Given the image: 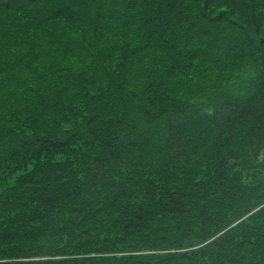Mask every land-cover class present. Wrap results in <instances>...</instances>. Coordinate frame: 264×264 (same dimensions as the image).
Instances as JSON below:
<instances>
[{"label":"trees","instance_id":"16d2710c","mask_svg":"<svg viewBox=\"0 0 264 264\" xmlns=\"http://www.w3.org/2000/svg\"><path fill=\"white\" fill-rule=\"evenodd\" d=\"M78 7L76 20L84 26L71 27L64 21L75 18ZM61 23L67 25L62 32ZM41 28L63 44L47 43V56L66 55L52 80L63 81L52 83L45 96L24 98L28 90L18 82L25 79L16 75L11 86L18 87L7 97L0 94V111L4 107L22 135L36 136V126L50 142L41 143L34 157L25 154L15 162L25 173L12 191H0V256L35 254L48 236L45 215L62 207L49 223H75L63 224L56 236L65 230L76 240L80 229L92 237L93 229L84 226L103 225L101 233L117 235L112 241L122 243L105 250L125 264L134 249L124 247L127 253L117 255L118 248L140 243L141 236H154L151 247L143 248L156 250L160 234L169 245L185 243L191 233L205 242L222 231L177 263L264 264V209L231 227L264 203V0H0V66L4 61L21 72L56 71L15 48L27 40L18 30L29 31L30 39ZM95 99L111 116L93 119ZM61 111L68 121L57 123L52 115ZM28 122L30 132L23 128ZM78 127L86 133L71 143L70 131ZM88 129L93 139L102 134L99 143L85 139ZM45 184L51 185L38 187ZM12 195L19 196L23 214ZM31 204L38 211H29ZM12 223L19 229L5 231ZM19 243L30 247L16 250ZM91 245L86 240L68 246L74 250L69 254ZM89 253L83 260L26 263L93 264L97 257Z\"/></svg>","mask_w":264,"mask_h":264},{"label":"rangeland","instance_id":"374dc122","mask_svg":"<svg viewBox=\"0 0 264 264\" xmlns=\"http://www.w3.org/2000/svg\"><path fill=\"white\" fill-rule=\"evenodd\" d=\"M97 6V5H96ZM80 8L78 7L77 9H75L74 13H75V18H73L71 20L68 19V17H66V23H68L71 27H79V26H84V24H80V22H78L76 20V18H78V16L80 15ZM73 13V14H74ZM83 17V16H82ZM66 23H61L62 29L59 30L60 32H62L64 29L67 28ZM60 26V25H59ZM59 26L53 27V28H58ZM43 29H45V27H42ZM38 29L37 34H35L34 36L37 37V39H44L46 41V44L43 45H37L36 47H38V50L36 49V55L32 58L33 61L32 62H40L42 61L54 66L56 68V71L49 73L50 68H48L47 71H43V72H39V73H33V72H21L20 70L16 71L15 69L16 66L12 65V64H6L4 61L2 62L1 66H0V73H4L3 75L0 74V94L4 95L7 97V95L13 91L15 89V87L18 86H11L15 83L14 78L17 75L23 77L25 80H22L20 83L21 85L24 84L23 89H27L28 91L22 95V97L26 98V96H28L29 98L34 96H41V95H47L49 93V91L52 89L50 86L52 85V83L54 82H58L61 83L63 80H56V81H52L54 80L56 77L59 76V74H61L60 69L63 68V58L66 55H60L58 58L56 57L55 54L50 53L49 56H47V50L50 48L51 46H54L55 43L58 46L63 47V44L61 41L56 42L53 39L54 34H51L50 31H43V29ZM102 32V31H101ZM112 34V33H117V31H110L108 34ZM118 35H113L110 36V39H114L115 37H117ZM47 43H50L47 44ZM40 46V48H39ZM64 47H65V43H64ZM70 47V45L68 46ZM3 48V47H2ZM52 52V51H51ZM63 53V50H62ZM17 54V53H16ZM13 56V55H11ZM30 57V56H29ZM31 58V57H30ZM34 67H37L41 64L38 63H32L31 64ZM60 71V72H59ZM49 73V74H48ZM15 76V77H14ZM8 81H10V83H8ZM51 81V82H50ZM32 83L34 84L32 86ZM37 84V85H36ZM41 84V86L39 85ZM19 85V86H21ZM5 86V87H2ZM11 88V90H10ZM23 92V91H22ZM19 93V94H22ZM39 98V97H37ZM2 100V99H1ZM73 103H80V101L78 99L74 100ZM2 108V105H0ZM36 104H34V108H35ZM1 110V109H0ZM39 123V122H37ZM35 123V124H37ZM29 124V122L26 124H24L23 128L25 131H29L31 127H26ZM36 132L38 136H35V138L39 141L36 142L37 145L33 144L30 145L31 143H28L26 141H24V139H27L24 135H22V131L23 129L19 126H14L12 125V123L9 121L6 112L4 111V107L2 109V111H0V132L4 131L5 133L8 134H16L15 137H11L9 140H7L9 143H5L3 146L0 147V181H4V184L2 186H0V191L3 190H13V188L15 187L20 174L25 173L23 170L21 171L20 168L15 169V167L17 166L15 162H19V159H17L16 157H12L11 155H18L19 157H22V159H24L25 154H27L30 158L34 157V154H36L38 151H33V146L40 148L41 147V143L43 137H46L45 135H42L39 131H38V127H36ZM21 129V130H20ZM4 132L3 135L2 133H0V142H3V136H4ZM30 132V131H29ZM34 141V140H33ZM32 141V142H33ZM11 142L16 143L18 142L19 144H21V148L20 152L21 153H16V150L14 148L11 147ZM19 150V149H18ZM61 151V150H59ZM60 153V152H58ZM26 155V156H27ZM33 155V156H32ZM41 155V154H39ZM24 161V160H23ZM22 161V162H23ZM42 162L44 160H41ZM25 162V161H24ZM31 167H28V171H30ZM30 173V172H28ZM51 184H45V185H39L38 187L41 188V186H48V188L50 187ZM28 186H31L30 184ZM17 189V188H16ZM16 192V190H15ZM15 194V193H14ZM32 195L34 193H31ZM13 197L10 198L12 205H18L19 207H21V214L24 213V209H22V203L21 202H17L15 201V199L17 198L16 196L18 195H12ZM21 196V193H20ZM23 196V195H22ZM16 197V198H15ZM19 197V196H18ZM19 203V204H18ZM261 207H259V212L261 210H263L264 208V203L260 204ZM29 211H38L37 208H35L34 204L29 205ZM34 206V207H33ZM20 211V210H19ZM256 210H251L250 212H248L246 215H244L243 217L240 218V220L237 221V223L233 224L232 227H236L239 224H241L242 222H244L245 220H247L248 218H250L251 216H257L259 214L258 213H254ZM56 214H52L49 213V215L47 214V216L45 215V219L46 222L43 223L44 226V232L48 235L46 237V239H44L41 243H38L37 246L39 247V245H41L39 248L40 250H37L35 252V254L32 255H26V256H17V257H6V256H0V264H23V262L25 264H27V261H37V260H53V259H67V257L69 258H75V259H82L85 257L86 258V252H91L89 254H87V256H96L97 258L95 260L92 261L93 264H125V262L123 261V258H119L121 256H119L117 258H114V256H109L110 254V248H108V250H105V247L108 245L111 246H121L122 243L119 242V244H115L114 241H112V239H119V236H114L111 235L109 232H104L103 229V233L100 232V229L104 228L103 225H98L96 227L92 226V225H87L84 226V230H87L89 228L93 229V232H91L92 234H94L92 237H90V234L87 232H84L83 230L78 229L77 227L75 229H78V236L76 237V240H74L73 237L69 236L70 234L65 230L63 231L64 233H66V235H62V236H56L58 229L63 228V224L69 223L71 225H74L75 221L74 219L71 220L69 219V222L62 221H55L52 223H49V220L53 217H55L56 215L60 214L62 212V207L57 209ZM13 212H8L7 215H10ZM6 214V213H5ZM51 215V216H50ZM65 215H68L69 218H71L73 215L71 212H66ZM11 216V215H10ZM1 219H4L3 216H1ZM4 222H8L7 220H4ZM21 223V221L19 222ZM7 224V223H6ZM51 224H53L54 226H52ZM14 223H12V227H10L9 229H7L6 226H3L4 228H6L7 230L5 231H12L15 232L16 230H18L19 228V224L17 226H13ZM39 225H35L34 227H37ZM16 228V229H15ZM95 229V230H94ZM4 229H0V234H4ZM62 230V229H61ZM88 231V230H87ZM224 231L220 232L219 234L215 235L214 237H211L207 240H205V242H201V241H196V239L194 238V235L191 233V235L187 236V240L185 243L181 244V240H176V242H172L169 245L165 244V236L166 234H160L159 235V239H162L159 241V248L156 250H152L150 248H143V247H151V245L153 244V237L146 235V236H141L140 237V243L138 241H135V244H133V242L127 241L128 246H123V247H119L118 251L119 253H117V255H123L126 254L127 251L126 248L124 247H129L128 249H134L132 251V253L128 256V259H130V264H178L177 260L185 255H193L195 253H197L199 250L202 249V247L207 246L208 244H210L215 238H217L218 236H220ZM76 233V235H77ZM86 235L83 237V235ZM1 238V237H0ZM86 240H90L92 242V245L90 247H93L91 249H76V255H70L69 252H73L74 250L72 248H68V246H74V244H83ZM106 240H108L106 242ZM1 243V240H0ZM148 243V244H147ZM147 244V245H146ZM19 246V247H18ZM70 246V247H71ZM95 246V247H94ZM142 246V247H141ZM16 250H19V248H25V247H30L28 246L26 243H19L15 246ZM103 249V250H101ZM100 250V251H98ZM22 255H25L24 252L21 253ZM138 256V257H136ZM143 256H147L146 258H143ZM84 258V259H85ZM182 260V259H180ZM81 261V260H78ZM74 262H77V260H74ZM181 264H187L186 261L183 260V262ZM190 264V263H189Z\"/></svg>","mask_w":264,"mask_h":264},{"label":"bare ground","instance_id":"6f19581e","mask_svg":"<svg viewBox=\"0 0 264 264\" xmlns=\"http://www.w3.org/2000/svg\"><path fill=\"white\" fill-rule=\"evenodd\" d=\"M18 33V37L22 36L23 38L27 39V40H22L20 39L19 42L16 44L15 48H18L20 49V52L18 53V55H23V54H28V56H30L31 58H33L35 55H36V49L38 50V47H36L37 45H40V41L37 39V38H30L29 39V34H26V33H29V31H26V30H18L17 31ZM40 48V46H39ZM16 70V69H15ZM17 71V70H16ZM41 72V71H39ZM37 72V73H39ZM43 72V71H42ZM49 74V73H48ZM17 75H18V72H17ZM15 77V76H14ZM63 77H67L66 75H63ZM8 83H10V81H8ZM18 84L21 85L20 82H18ZM45 96V95H43ZM86 96H89L90 98L94 99V97H92L91 95H86ZM96 98V97H95ZM105 100L108 101L107 98H105ZM84 101L86 102V99H84ZM100 101V100H99ZM93 105L91 107V111H92V114H93V119L96 120V118H99V117H102V116H111V111L108 110V111H104L103 108L104 106L102 105V102H97L96 99L93 100ZM105 103V102H104ZM122 105V103H119V102H114V106L116 109L119 110V107ZM121 109V107H120ZM57 113V112H56ZM56 113L52 116H54V118L56 119L57 123H60V122H67L68 121V116L65 112L61 111L58 113L57 117H56ZM40 122V120L38 121ZM43 121L40 122V124H42ZM42 127L45 128L44 125H41ZM48 128V127H47ZM119 130H122V128H119ZM2 132V131H1ZM0 132V133H1ZM41 133H44V134H47V131H45L44 129L41 130ZM86 133V130L85 128H75L73 131L71 130L70 131V136L74 139L71 141V143H75L76 141H78V136H81V134H84ZM91 131L88 129L87 130V134L85 136V139H87L88 141L90 142H94V144H97L100 142V136L102 134H99L97 136H95V138L93 139V137L91 136ZM3 135V133H2ZM38 136V135H36ZM106 136V135H105ZM109 136L113 137L116 141L117 140H121V135L119 133H117L116 131H110L109 133ZM27 139H24V141L28 142V143H31L30 145H37L36 142H39L35 136H25ZM11 138V136H8V133H5L4 132V136H3V140H4V143H8L7 140H9ZM34 140V141H33ZM59 140V139H58ZM33 141V142H32ZM42 142H44L43 144L46 145V144H50L49 142V139H46L45 137H43L42 139ZM11 147L14 148L16 150V153H21L20 152V149L19 147H21V144H19L18 142L16 143H13L11 142ZM33 148V151H38L40 150V148L38 147H32ZM19 149V150H18ZM150 150V149H149ZM34 153V152H33ZM28 154V153H27ZM17 155V154H16ZM86 155V153H83V156ZM12 157H16L17 159L21 160L22 158L19 157V156H14V155H11ZM259 207H261V205H258V206H254V208L252 210H256L254 213H258L259 212ZM264 209V208H263ZM240 220V219H239ZM238 221V220H237ZM237 221L235 220V223H237ZM232 224V225H233ZM231 225V227H232ZM230 227V228H231ZM159 243V242H158Z\"/></svg>","mask_w":264,"mask_h":264}]
</instances>
